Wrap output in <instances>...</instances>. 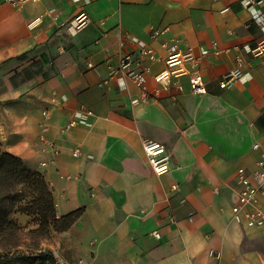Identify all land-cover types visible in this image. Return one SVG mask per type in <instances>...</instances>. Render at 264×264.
Listing matches in <instances>:
<instances>
[{"label": "crops", "instance_id": "1", "mask_svg": "<svg viewBox=\"0 0 264 264\" xmlns=\"http://www.w3.org/2000/svg\"><path fill=\"white\" fill-rule=\"evenodd\" d=\"M255 1L0 0V148L44 176L57 218L81 212L42 250L65 264H264V225L232 215L237 172L256 171L264 151ZM175 40L205 94L189 76L156 82ZM147 49L144 100L113 74L127 55L139 69ZM240 59L247 81L221 89ZM142 138L167 147L169 174L155 176Z\"/></svg>", "mask_w": 264, "mask_h": 264}, {"label": "built area", "instance_id": "2", "mask_svg": "<svg viewBox=\"0 0 264 264\" xmlns=\"http://www.w3.org/2000/svg\"><path fill=\"white\" fill-rule=\"evenodd\" d=\"M28 1V0H20ZM255 0H246V5L251 7L256 4ZM77 21L80 25L85 24L87 16L82 14ZM140 56L139 69L133 68L134 58L127 55L121 61L119 68L114 72V76L126 83V79L132 81L138 88L142 90V98H148L146 89L147 76L150 75L151 69L145 64H141V60L154 61L155 54L153 50H144ZM250 58L254 61L263 63L264 60V35L257 42L256 46L248 50ZM197 58L192 50H183L179 46L178 41H174L169 48L168 57L166 59V71L155 77L157 83L169 86L175 79L189 76L190 77V92L194 95H202L207 92L206 83L200 74H191L188 66L194 64ZM244 63L242 59L238 60L237 67L229 72L220 82L221 89L234 88L238 83L246 82L247 76L243 73ZM183 90L182 87H180ZM91 114L90 112L87 113ZM44 117H49L48 113ZM141 144L145 152L146 158L158 178L166 176L172 170L171 156L167 147L159 142L142 138ZM255 151H261L259 144L254 146ZM79 157V152L77 153ZM237 188L238 199L232 207V215L238 224L248 227L264 225V209L262 207L260 196L264 195V151L260 152V158L257 162V170L249 173L246 169H239L237 172ZM157 239H161L159 233L153 234Z\"/></svg>", "mask_w": 264, "mask_h": 264}, {"label": "rangeland", "instance_id": "3", "mask_svg": "<svg viewBox=\"0 0 264 264\" xmlns=\"http://www.w3.org/2000/svg\"><path fill=\"white\" fill-rule=\"evenodd\" d=\"M3 152L0 148V153ZM24 164L17 177L0 185V255L13 250L33 253L43 246L46 248L55 242L57 234L72 226L71 219L57 218L49 186L28 177L25 169L29 167L25 161ZM50 197L53 204L49 202ZM48 203L53 205L52 208L47 206ZM57 260L59 264H65L59 258Z\"/></svg>", "mask_w": 264, "mask_h": 264}, {"label": "trees", "instance_id": "4", "mask_svg": "<svg viewBox=\"0 0 264 264\" xmlns=\"http://www.w3.org/2000/svg\"><path fill=\"white\" fill-rule=\"evenodd\" d=\"M24 161L18 157H15L9 153H0V185H5L10 182L14 177H17L18 171ZM25 165V164H24ZM28 177H33L37 180L42 181L43 185H46L44 176L29 168L25 169ZM51 204H53V199L50 197ZM51 204L48 207L52 208ZM81 212H76L67 217L65 220L71 219V225L80 217ZM0 264H59L54 253L50 250H37L33 253H22L18 250H13L0 255Z\"/></svg>", "mask_w": 264, "mask_h": 264}]
</instances>
